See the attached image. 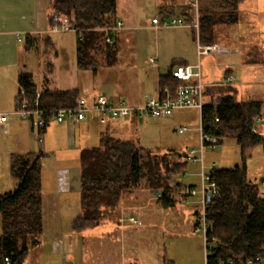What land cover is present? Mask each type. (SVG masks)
<instances>
[{
    "label": "trees",
    "instance_id": "trees-1",
    "mask_svg": "<svg viewBox=\"0 0 264 264\" xmlns=\"http://www.w3.org/2000/svg\"><path fill=\"white\" fill-rule=\"evenodd\" d=\"M212 1L211 5L197 10L201 44L215 41L216 25L238 21L237 7L242 0ZM48 10L50 21L53 13L60 14L76 28L75 55L79 69L95 71L99 59L95 53L101 54L105 64L115 63L119 35L116 30L105 31L104 28L114 27L118 21L117 0H49ZM177 12L161 6L157 15L160 18L181 15L187 23L195 21L192 6ZM106 36L111 38L110 42L106 41ZM26 37L25 47L36 51L41 43L46 47L54 43L49 36ZM173 64L170 68L178 65ZM170 68L159 78V91L163 86L173 88L180 83L170 75ZM18 77L17 101L26 100L32 105L39 92L38 107L44 110L76 106L83 96L78 88H41L33 81L32 72L22 69ZM215 84L213 92L209 88L204 91V96H212L204 99L201 128L203 133L217 137L219 144L224 139L233 140L240 148L242 162L233 167L210 169L217 189L207 206V220L212 227L209 235L216 238L209 262L215 263L217 257L243 262L256 256L264 257V195L247 177L246 169L251 150L257 145L264 150V134L255 130L256 119L264 117V101L237 98L233 85ZM108 127L99 132L96 144H85L78 152L80 212L70 222V229L76 235L97 226L104 209L117 208L121 199L137 188L157 190L161 204L168 205L172 201L169 200L173 177L184 172L188 162L187 150L149 148L115 136ZM45 156L41 149L14 152L10 156L9 172L17 183L13 189L0 192V264H5L4 257L9 258L10 264H23L30 249L41 242Z\"/></svg>",
    "mask_w": 264,
    "mask_h": 264
},
{
    "label": "rangeland",
    "instance_id": "rangeland-1",
    "mask_svg": "<svg viewBox=\"0 0 264 264\" xmlns=\"http://www.w3.org/2000/svg\"><path fill=\"white\" fill-rule=\"evenodd\" d=\"M155 1L165 3L171 2V0ZM177 1L178 3L175 2L176 5L179 4L181 7L176 9V12H179L185 7L192 6V3L197 5V9L203 5L208 6L214 3L212 0ZM154 5V0H147L145 3H143L142 0H117V13L122 19V26L120 29L116 30L119 35V48L117 60L112 65L105 64L101 54L95 53L94 56L99 58L96 63V72L91 69H79L76 66V60L74 58L75 52H73L75 51L74 45L77 33L74 30H69L49 31V35L56 48L52 46L46 47L41 43L40 46H38V51L24 47L20 49L19 60L21 69L23 71L32 72L33 81L41 88L50 90L78 88L82 92V95L86 97L101 92L105 96L118 94V98L120 99L117 100H122L127 104H129L128 102H136L134 100L141 98L143 92H145V94L153 93L154 88L157 86L159 76L168 71L169 65L174 57L179 56L178 54H182V51L189 50L191 54L195 52L193 49L197 42L196 39L194 42L192 38L190 39L182 35L180 32L183 30L182 28L154 29L151 27V20L153 17L158 16L156 14L157 11L152 8ZM164 6H166L168 11H173L171 8L172 6ZM262 6H264V0H244L241 2L238 11V23L233 26H216L214 32L217 40L229 37L232 38L234 35L238 34L240 37L246 39V41H252L255 38V26L253 22H256V14L264 11ZM175 17H181V15ZM187 30L193 37L192 30ZM122 43L126 45L125 48L121 45ZM249 43L253 45L252 42ZM134 44H136V48L134 52H130L132 55H130V53L125 54L124 49H132ZM15 49H18L17 45ZM64 49L70 56L74 55V57H70L68 64H65L66 60L63 62L62 54H60L59 58H55L56 51L61 52ZM223 55V58L228 57V54ZM150 56L157 57V65L153 66L149 63L148 58ZM229 56H233V54ZM206 57L216 60V65L213 68L214 74L206 67ZM199 58L202 80L206 85L205 89H212L210 91L213 92L216 85L213 82V76H217L214 77L215 81L224 83L225 78L223 72L228 67L233 68V73H235V85H237L241 79L243 81L242 73L240 74L236 65H227V63L223 62L221 56H217L216 52H211L207 55L202 54ZM93 62H95V59ZM260 75H264V71H260ZM260 75L259 78L254 77L250 79L252 81L251 86H248V89H244L241 92L242 95L239 92L240 90H237V98L264 100V86H262V83L261 85L257 83V80L260 79ZM247 76L245 78H247ZM262 79H264V76H262ZM245 81H247V79H245ZM211 96V94L205 95L204 99L209 100ZM94 120V124L97 126L96 130L98 129L96 134L91 131L87 134L83 132L80 135L76 134L77 144H80L82 141H86L87 143L85 144H88V146L96 144L98 142V132L105 129L106 125H109V130L115 136L140 142L143 146L153 149L173 148L181 152L192 147H198L199 144L198 126L200 114L198 110L193 108L179 109L172 115L166 117L148 116L133 120L125 118L123 120L110 121L104 124L100 123L99 120ZM63 123H53L55 125H49L44 133V143L42 144H40V141L37 139L36 131L33 130L35 138L33 137L32 142L36 150L40 149V145L45 144V139H47L49 133H52L55 137L51 139L52 144L50 147L56 153L52 151L50 155H46L43 160L44 177H42V182L44 179L45 184L51 182L49 177L52 175L51 168L55 166V161H59L64 165L72 164L78 165L79 167L77 148H69L67 151H64V149L66 150L67 148L65 144V132L62 130L61 126H59V124ZM182 125H186L187 130L180 133L178 132V128ZM255 129L259 131L264 130V119L259 123L256 121ZM79 136L80 138L83 136L85 137L80 139ZM241 162L240 148L233 140L224 139L222 143L216 144L214 148L206 146L203 152L202 166L205 173H208L212 166L233 167L234 165H240ZM9 163L10 160L7 159L5 165H8V168ZM246 169L247 177L255 184L264 178V150H262L260 145L255 146L251 150L250 156L246 159ZM200 172L201 165L199 162H187L185 171L173 177L171 182L173 194L175 195L176 188L180 184L179 178L182 180L183 184L187 186L189 184L198 186L200 183ZM46 175L49 177H46ZM12 179L16 184L17 180L11 178V180ZM140 190L146 192L145 189ZM73 195L74 198L77 199V206L74 207V213L76 214L80 211L79 193H74ZM135 199V203L141 205L140 202L143 201V199L140 197H135ZM45 203H47L46 200ZM71 205V202L65 204L66 207H71ZM186 206L183 202L176 201L173 209L178 211L184 209ZM133 212L136 218L140 220V223L133 224L129 222L128 217L123 218L122 224L127 229L124 234L119 231L118 225L120 217L117 216L116 218L115 214L109 218V222L113 221L115 226H111L110 224L109 226H98L95 229L86 230L79 236L76 234H69L65 237V252L62 255L65 257L66 261L71 264H87L88 255L91 253L88 249L93 247L91 245L89 246V244L92 243V245L95 244L97 247L98 245H102V247L106 246L105 251L100 250L98 252V258L102 255H106L107 259L113 262V264H127L129 260H137L140 264H195L199 261L200 264H203L204 242L202 234L196 231L194 226L195 235L198 238L200 237V239L198 243L192 239L194 234L190 235V232H188L186 226H184L186 225V221L185 223L183 222L186 218L184 214L177 213L174 218L177 221L176 226L173 227L166 217H161L155 221L150 214L143 219V214L140 213L141 211L139 209ZM70 213H73V211L69 210L65 212V216ZM44 215L46 216L47 213ZM65 216L63 215V220ZM50 222V218L44 217V223L47 226L45 227V232L48 230L47 228L50 227ZM106 231L109 232L105 233ZM57 254L62 257L59 252H57ZM60 256L59 259L61 258Z\"/></svg>",
    "mask_w": 264,
    "mask_h": 264
},
{
    "label": "crops",
    "instance_id": "crops-1",
    "mask_svg": "<svg viewBox=\"0 0 264 264\" xmlns=\"http://www.w3.org/2000/svg\"><path fill=\"white\" fill-rule=\"evenodd\" d=\"M147 0H142L145 3ZM242 0L241 2H243ZM177 0H171V2H159L155 1V5L152 7L155 11L161 6L169 5L173 10L179 9L181 5L177 4ZM237 7V14L239 11V5ZM49 0H0V111H11L17 108V94L19 90V83H18V76L21 71V65L19 60V50L25 47V40L27 35H39L42 39L43 37H50L49 31L52 21L49 20V10H48ZM186 4V3H185ZM186 6V5H185ZM206 5H203L204 7ZM264 9V6H262ZM157 14V13H156ZM118 16V13H117ZM256 22H253L255 28V38L252 41H246L243 37L236 34L232 38H226L217 40L215 36V41L219 45L218 51L216 52L217 56H221L223 62L227 63V65L234 64L239 69L240 74L242 73V78L237 85H235L236 76L233 73V68L228 67L224 72V83L221 84H231L233 85L242 95V91L244 89H248V86H251V78H259L260 71H264V11L262 13H257ZM118 20L122 21V19L118 16ZM239 21V15H238ZM238 21L236 23H238ZM236 23H227V24H218V25H235ZM216 25V26H218ZM215 26V27H216ZM182 28L183 30L180 31L182 35H185L187 38H192L195 42L196 35L195 31L192 29L193 27H178ZM187 29H191L193 33V37L190 35ZM185 38V39H187ZM50 40L52 38L50 37ZM249 42H252L253 45ZM18 46L16 50L15 47ZM123 45V43L121 44ZM55 47V44L51 45ZM126 45H123L125 48ZM56 48V47H55ZM136 48V44L133 45L132 49H124V53L128 54L130 52H134ZM74 50L76 51V40L74 45ZM195 52L192 54L190 51H182V54H178L179 56L174 57L172 62L169 65H181V64H194L197 61L196 58V45L193 49ZM66 50L56 51L55 58H59L60 54H62V60L65 64H68V60L71 56L65 52ZM73 51V52H75ZM219 53V54H218ZM223 54H228V57L223 58ZM233 54V56H229ZM132 55V53H130ZM223 55V56H222ZM76 60V55H75ZM200 60V59H199ZM230 63V64H229ZM206 67L210 70L212 74H214L213 68L216 65V60L209 59V57L205 58ZM156 65H157V57H156ZM201 65V64H200ZM155 66V65H154ZM168 68V70H169ZM90 69V68H89ZM92 70V69H91ZM94 71V70H93ZM30 72V71H29ZM96 72V70H95ZM168 72V71H167ZM257 72V74H256ZM163 75V74H162ZM248 75V76H247ZM247 76V78H245ZM260 75V79L257 80L262 86H264V79H262ZM213 82L216 83L217 81L214 80ZM232 77L233 81L229 82L228 78ZM250 77V78H249ZM160 78V76H159ZM159 78L157 82L156 88L153 90V94L159 93ZM247 79V81H245ZM233 82V83H232ZM208 84V83H206ZM206 86V85H205ZM71 89V88H67ZM65 90V89H62ZM101 93V92H98ZM96 93V94H98ZM93 94L92 96L96 95ZM147 94V93H146ZM145 92L142 93L141 98L138 100H134L136 102L130 103V105H138L141 104L145 99ZM92 96H87L90 99ZM118 94L108 95V99L117 101ZM86 97V96H85ZM244 97V96H240ZM247 98V97H245ZM249 99V98H247ZM259 100V99H257ZM264 101V100H262ZM93 116V117H92ZM139 118L136 115H131L129 120H133ZM94 119L98 120V116L96 115H88V117L78 123H73L70 121H66L63 124H59L62 130L65 132V144L66 150L69 148H77V154L79 149L87 143L86 141L80 142L77 144L76 142V134L80 135L83 133L94 132L96 134L97 126L94 124ZM100 122V121H99ZM55 125V124H51ZM107 126V125H106ZM52 128V127H51ZM259 131V130H257ZM261 134H264V130L259 131ZM99 133V132H98ZM33 128L32 124L27 119H20L18 117H13L6 130L0 129V192L8 191L13 189L16 184L15 181L11 178L8 165H5L7 159L10 160V156L14 153H24L27 151H36L34 144L32 142L33 137ZM47 136V133H46ZM82 136V135H81ZM86 136V135H85ZM83 136V137H85ZM81 137V138H83ZM35 138V137H34ZM54 135L52 133L48 134L47 139H45V144L40 145V149L43 151L45 155H50V153L54 150L51 149L50 145L52 144L51 139H54ZM80 138V136H79ZM80 138V139H81ZM44 136L43 140L40 144L44 143ZM169 147V146H168ZM187 150V149H186ZM55 152V151H54ZM56 153V152H55ZM55 166L51 168L52 175L49 177L51 182L44 183V179L42 182V198H43V228L44 232L41 236V242L39 245L30 249L29 254L25 260V264H71L66 261L65 257L62 255L65 252V237L69 234H73L70 229V222L76 214L74 213V207L77 206V199L74 198V193H79V167L78 165H64L59 161L54 162ZM64 165V166H61ZM46 170V169H45ZM44 177V176H43ZM180 184L176 188L175 195L173 192L170 194V200L172 201L168 205L161 204L159 194H155L154 192L147 191L144 192V188H137L130 193H127L119 203V206L114 209H104L103 217L101 218L100 223L89 229H95L98 226H115V223L112 221L109 222V218L113 214L120 217L119 220V231L120 233H125L127 230L125 226L122 224L123 218L128 217L129 222L133 224H139L140 220L136 218L133 214L134 210H140L143 215V219L147 215H151L153 220H158L161 217H166L170 224L175 227L176 226V219L175 216L177 213H182L185 215L184 223L186 221V228L192 239L195 240L197 243L200 239L195 234L194 226L197 221V212H198V203L196 198L192 200L189 204L183 202L184 193L187 192V187H197L194 184H189L188 186L183 184L182 180L179 178ZM181 187V188H180ZM140 197L143 199L141 201V205L139 203H135V197ZM131 196V197H130ZM79 199V198H78ZM45 200L47 203H45ZM176 201H181L184 205H190L184 207L182 210L175 211L173 206L175 205ZM67 202H71V207H66L65 204ZM72 210L73 213L68 214L65 216V212ZM76 210V208H75ZM47 213L45 216L44 214ZM127 214V215H125ZM63 215L65 219L63 220ZM125 215V216H124ZM44 217H48L51 219L50 227H48L45 232V227H47L44 223ZM130 218L135 219L136 221H131ZM171 218V219H170ZM110 226V227H111ZM1 229V228H0ZM88 230V229H86ZM85 230V231H86ZM108 230V229H107ZM83 231V232H85ZM82 232V234H83ZM106 231L105 233H108ZM79 236V235H77ZM195 242V243H196ZM201 242V241H200ZM89 257L87 258V264H113V262L107 259L106 255H102L98 258V252L100 250H106V246L102 247V245H98V247L92 243L89 244ZM104 245V243H103ZM62 255V257L60 255ZM59 256L61 257L59 259ZM93 258V260H92ZM134 262L136 264H140L137 260H129L127 264ZM118 264V263H114ZM125 264V263H124ZM195 264H200L196 262Z\"/></svg>",
    "mask_w": 264,
    "mask_h": 264
},
{
    "label": "built area",
    "instance_id": "built-area-1",
    "mask_svg": "<svg viewBox=\"0 0 264 264\" xmlns=\"http://www.w3.org/2000/svg\"><path fill=\"white\" fill-rule=\"evenodd\" d=\"M194 9L195 21L187 23L181 17L169 16L160 18L153 17L151 20V27L154 29L161 28H178V27H193L196 31V55L197 61L194 64H181L170 68V75L179 80L180 83L171 88L166 85L157 94L147 93L145 99L141 104L130 105L122 100H110L102 93H98L88 99L81 96L76 106L61 107L54 109H41L38 107L39 92L36 93L35 101L32 105L28 104L26 100L18 102L17 108L11 111H0V129H7L10 120L13 117L20 119H27L31 122L33 130L36 131L37 139L41 142L47 127L53 123H63L70 121L78 123L88 117V115H97L100 123H107L115 120H123L129 118L132 114L138 117H166L172 115L176 110L193 108L201 114L204 104L205 83L202 80L201 65L199 61L200 55H207L211 52L217 51L219 46L216 43L201 44L198 39V14L197 5L192 3ZM53 20L50 26V31H69L74 30L73 24L63 15L53 13ZM122 26L120 20L116 22L114 27L104 28L108 30H118ZM111 38L106 36V41L110 42ZM148 61L151 65H156V57L150 56ZM228 81H233L232 77ZM264 117H258L256 121L259 123ZM217 120V118H215ZM186 125L178 128V132H185ZM256 130V129H255ZM257 131V130H256ZM261 134V132L257 131ZM199 144L198 147H192L187 150L186 160L188 162H199L201 165L200 183L197 187H190L183 197V202L189 204L194 198L198 203L197 221L195 230L199 231L203 237V264H264V257L256 256L254 259H248L243 262H236L233 259L224 260L220 257L216 258L215 263L209 262V256L212 254V248L216 244V238L209 235L212 230L210 223L207 220V206L209 199L216 192V182L211 176L210 171L204 172L202 161L203 152L206 146L214 148L218 144V138L215 136L203 133L201 123L198 126ZM212 166L211 168H213ZM257 184L261 194H264V178ZM131 221H136L130 218ZM5 264H10L8 257H4ZM129 264H136L131 262Z\"/></svg>",
    "mask_w": 264,
    "mask_h": 264
},
{
    "label": "water",
    "instance_id": "water-1",
    "mask_svg": "<svg viewBox=\"0 0 264 264\" xmlns=\"http://www.w3.org/2000/svg\"><path fill=\"white\" fill-rule=\"evenodd\" d=\"M154 193L156 194L157 193V190H154Z\"/></svg>",
    "mask_w": 264,
    "mask_h": 264
}]
</instances>
